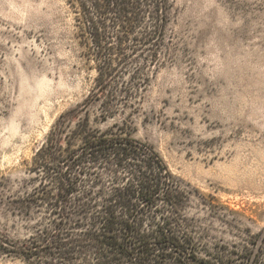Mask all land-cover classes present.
Instances as JSON below:
<instances>
[{"label":"rangeland","instance_id":"obj_1","mask_svg":"<svg viewBox=\"0 0 264 264\" xmlns=\"http://www.w3.org/2000/svg\"><path fill=\"white\" fill-rule=\"evenodd\" d=\"M173 1L139 94L107 120L100 103L68 117L67 132L87 114L100 132L129 126L189 192L199 235L242 243L264 233V0ZM93 65L65 0H0V264H27L15 252L50 217L26 202L33 158L91 95Z\"/></svg>","mask_w":264,"mask_h":264},{"label":"trees","instance_id":"obj_2","mask_svg":"<svg viewBox=\"0 0 264 264\" xmlns=\"http://www.w3.org/2000/svg\"><path fill=\"white\" fill-rule=\"evenodd\" d=\"M65 2L96 76L86 102L60 117L33 158L39 184L26 202L50 217L17 257L27 264H264L263 232L242 243L211 244L199 235L187 213L189 192L129 126L100 132L87 114L67 132L68 117L100 103L107 120L139 94L166 41L174 1Z\"/></svg>","mask_w":264,"mask_h":264}]
</instances>
